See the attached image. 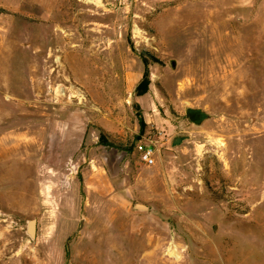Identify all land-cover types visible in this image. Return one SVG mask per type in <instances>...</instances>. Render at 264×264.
<instances>
[{"label": "rangeland", "instance_id": "374dc122", "mask_svg": "<svg viewBox=\"0 0 264 264\" xmlns=\"http://www.w3.org/2000/svg\"><path fill=\"white\" fill-rule=\"evenodd\" d=\"M0 264H264V0H0Z\"/></svg>", "mask_w": 264, "mask_h": 264}, {"label": "water", "instance_id": "95a60500", "mask_svg": "<svg viewBox=\"0 0 264 264\" xmlns=\"http://www.w3.org/2000/svg\"><path fill=\"white\" fill-rule=\"evenodd\" d=\"M175 65V63L173 62ZM187 115L189 120L197 125L202 124L205 120L209 118V114L206 113L204 110L200 108H194V107H188L187 108ZM185 137L176 138L173 142V145L180 144L183 140H185ZM27 234L30 236V238L34 239L36 236V220L31 219L28 221L27 226Z\"/></svg>", "mask_w": 264, "mask_h": 264}, {"label": "trees", "instance_id": "16d2710c", "mask_svg": "<svg viewBox=\"0 0 264 264\" xmlns=\"http://www.w3.org/2000/svg\"><path fill=\"white\" fill-rule=\"evenodd\" d=\"M148 84H149V71H148V68L146 67L143 78L138 84V86L136 87V95L137 96L143 95L147 91ZM139 121H140V135H141L144 133L145 123L142 118H140ZM139 137L140 136H137L138 139ZM101 139H102V142H107L104 136H102Z\"/></svg>", "mask_w": 264, "mask_h": 264}, {"label": "built area", "instance_id": "2783aa9c", "mask_svg": "<svg viewBox=\"0 0 264 264\" xmlns=\"http://www.w3.org/2000/svg\"><path fill=\"white\" fill-rule=\"evenodd\" d=\"M139 150L141 151L143 160L148 164H154L155 163V153L154 148L149 145H139Z\"/></svg>", "mask_w": 264, "mask_h": 264}]
</instances>
